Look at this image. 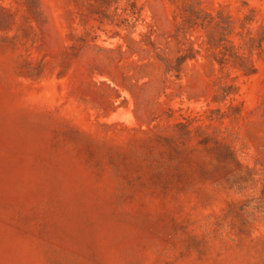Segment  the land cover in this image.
Instances as JSON below:
<instances>
[{
    "label": "rangeland",
    "instance_id": "rangeland-1",
    "mask_svg": "<svg viewBox=\"0 0 264 264\" xmlns=\"http://www.w3.org/2000/svg\"><path fill=\"white\" fill-rule=\"evenodd\" d=\"M0 264H264V0H0Z\"/></svg>",
    "mask_w": 264,
    "mask_h": 264
}]
</instances>
